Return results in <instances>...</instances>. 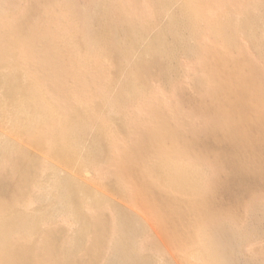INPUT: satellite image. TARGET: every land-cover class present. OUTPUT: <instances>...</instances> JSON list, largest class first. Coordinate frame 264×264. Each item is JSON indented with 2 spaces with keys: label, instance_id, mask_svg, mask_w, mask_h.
Returning <instances> with one entry per match:
<instances>
[{
  "label": "bare ground",
  "instance_id": "bare-ground-1",
  "mask_svg": "<svg viewBox=\"0 0 264 264\" xmlns=\"http://www.w3.org/2000/svg\"><path fill=\"white\" fill-rule=\"evenodd\" d=\"M20 1L23 0H0V119L7 120L10 130L17 137L26 138L28 142L35 145L37 148L43 149V152L45 150L49 158L54 159L63 166H70L80 155L84 130L90 125V117L94 115L97 106L89 104L86 110H79V108L78 110L75 109V111L72 110L73 112L71 111L70 113L66 111L68 110L66 108L65 111L64 109L62 110L61 106L55 102V96H53L54 98L52 96L48 97L47 93L49 90L47 92V87L52 88L54 84L53 81L60 78L57 74L58 69L57 71H52L50 76L47 77L46 73L42 75L38 66L36 67V63H33V47L37 39H35V33L32 32L33 30L30 27L32 26V9L21 8L19 6L21 4ZM78 1L79 0H63L60 4L57 2V5H60L59 7L62 8V12L68 19L67 22L72 23L70 24L73 25L72 28L73 30L75 29V31L76 28L74 27H77L75 18H81V15L85 16L87 12V8L81 5H78L80 8L77 6ZM116 1L117 0H101L93 13L91 12L93 10L90 11L92 8L90 7L89 13L91 12L93 15L92 17L90 15V17L93 18V21L90 19V23L93 22L95 24L93 29V26L91 27V24L87 23L90 24V26L87 25L88 29L90 30L91 27L92 30H90L91 36L89 37L91 41H86L85 37L81 38L85 41L84 43L82 42L83 44L81 47L87 45L88 48L86 49H88L91 54L101 50L102 53L104 52L105 55L109 57L113 67H118L124 63L126 64L130 55L133 54L132 52L142 45L143 35L145 32H148V30H146L148 29L147 27L151 26L148 24L150 26L146 27L145 25H147V23L142 24L144 21L139 18L141 14H139L140 16L137 15L138 17H132L133 21H126L124 19L125 7L127 6L124 5V3L126 4V1L118 0V3ZM173 1L175 0H154L152 3L155 9L157 8L156 10L161 12L162 8L167 9ZM209 1L210 0H181L177 11L170 14L168 21L164 27L161 28L162 30H159L154 38L141 49V53L139 52L141 55H137V58L133 62L128 61V64L129 62L131 63L129 65V72L127 71L128 73L117 95H114L115 98L113 102L110 101L112 102L111 106L108 105L106 115L98 116L96 119L95 134H93L92 144L84 159L91 160L92 162L100 161L109 152L111 153L110 145L112 143L108 140L110 139L108 136V122L110 123L108 115L113 117H121V115H123V111L118 110V107L120 109L118 104L121 103L122 98H139L142 91L149 89L147 88L149 86L148 83L156 69L161 70L160 74L162 73L163 78L165 75H167L168 78V76L172 74L171 72H174V69H176H172V67L177 63H174L175 65L172 67L171 64L177 59L178 52H196V46L191 44L188 46V35H192L194 38V36L196 37L206 32L202 31L205 29L211 34L215 41L223 40L231 47L230 49H232L238 47L237 38L243 33L242 31H245L244 33L247 34L248 37L254 39V41L256 40V47L262 48L261 42L259 43L256 39L258 35L257 31H260L259 27L262 28V33H264V25L261 24L262 17L259 14L261 12L260 8L262 7V5H260V0L256 1L255 6L253 5V10H257L258 14L253 13L250 9H241V12H238L240 16L238 19L237 17H232L233 15H231L230 12H226L222 14V17H219V19L215 17L217 20L209 18V16H207L208 18L206 19L205 14L207 13L204 11V8L208 6L207 3ZM7 6L14 7V10L12 9L9 14L6 12L7 10H5ZM236 13H234V16H238ZM86 18L89 19V14ZM199 22L203 24L201 28L204 29L198 28ZM117 23L118 25L120 24V26L124 23H129L124 29L122 28L123 30H121L120 36L116 33L115 25ZM52 33L55 39L61 37L56 31ZM206 36L208 37V35ZM61 39H63V36ZM65 41L66 40H64V42ZM77 44L78 43H75L74 45L75 49H77V47L79 48ZM98 44H100V46H97ZM49 50L47 49L46 52L43 50L44 52H40L41 55L37 52L44 66H46L45 61L47 62L49 58H52L51 61H53L56 56L50 54L51 57H48L47 52ZM76 52H78V50ZM209 52L211 51L209 50ZM139 53L137 52V54ZM134 54H136V52ZM215 59L214 65H216L215 63H221L222 59L219 55H216ZM176 61H178V59ZM53 64L54 62H52V67H55ZM167 66H169V69ZM47 67L49 66L47 65ZM175 67H177V65ZM166 68L167 70L165 71ZM219 74H221V71L215 74V76L218 77L217 75ZM42 82H50L53 84L50 86L47 84L43 87L44 85ZM250 83L251 82L248 81L243 82V88H249ZM205 87H207L208 95L215 92L221 93L222 89H224L222 85H219V88L212 92L208 85L205 84ZM53 89H57L56 86L52 88V91ZM58 91H56L57 94L59 93ZM201 91L204 93V90ZM92 94L94 93L92 92ZM258 96L256 108L257 112L260 111L259 113H262L261 111H264V97L260 93H258ZM210 97L211 96L208 98L210 99ZM218 97L219 96L215 98L212 97V100L214 101V99H218ZM237 104L239 110L242 112L249 110L247 103L241 101V103L238 102ZM236 105L229 106L230 108H237L235 107ZM260 108L262 110H260ZM151 110H149V112H151ZM233 110L234 109H232V111ZM156 113L157 109L152 110L150 116L152 123L150 122V127H148L146 131L147 134L144 132L146 134L145 139L142 135L144 141L131 144L130 148H128L122 156L120 155L119 161L124 165L123 168L126 170V174L131 176L130 174L135 164H143V162L146 164L151 154L145 153L144 149H146L147 146L154 147V159L151 157L152 160L150 164L148 163L149 167L146 168L148 173L139 174L140 177L136 176L131 179L140 188L139 190L142 191V193H146V191L152 193L156 208L162 210L163 213L167 215L172 224L171 226H173V229L170 227V230H179V233H181L183 229L186 235L183 240L187 242L194 241L193 243L196 245V248H193L191 253H189V257H192L198 264H264L263 259H260V261L246 259V256H244L245 258L241 257V250L246 247V244H249L248 242L250 240L252 241L254 236L258 234L264 235V202L259 204L260 201H257L252 204L249 209L247 208L248 205L244 210L246 211L248 209L247 216H249V218L247 217L243 226H239L234 220L235 213L224 212L223 207L215 200V195L220 193V195L226 196L228 199H231V201H235V195L244 189V185L242 184L244 179H248L254 183L259 181L264 187V164L260 163L256 165L253 163V165H251L250 161L246 158H239L234 160V162L229 161L227 163L226 161L217 159L216 165L217 163H221L223 167L229 168L230 170H239V174L236 170L231 171L224 176L223 180L218 182L219 180H215L217 176L214 178L211 174L213 169L210 167V162L208 163L209 167L207 163L206 165H200L198 161L199 165L194 162L192 163L185 158V153L177 148V145L171 144L170 146H166V144H164L160 138V130L164 132V135L166 134L165 136L163 135L164 137L169 135L172 139L180 138L178 140H182L184 136L173 129L174 127L172 124L166 121V119H163L162 116L157 117L158 114ZM159 113L161 112L159 111ZM221 113L222 114L216 112L215 114H220L223 119L224 117L226 118L227 113L226 115L224 112ZM217 122L218 123H214L213 126L210 127L212 128L211 130L209 129L208 138L211 140V143L216 144V146L212 147L215 150L221 151V153H235L238 151L239 154L242 155L239 150L238 140H241V142L245 144L251 143L252 140L246 134L243 135L240 132L241 129L247 126V128L251 129V127H254L256 124L257 126L264 125V117L258 116L257 120L254 121L255 124H251L252 122L247 119L241 121L243 124L238 122L235 126L226 121H221V123H219V121ZM258 135L264 140V130ZM15 141H18V139ZM23 142L25 141L23 140ZM258 143V140L254 141L256 145L254 146V156L260 162H264V159L260 156L261 153L259 154L261 146H259ZM217 144L225 146L223 148V146ZM18 150V147L14 146V144L5 142L0 151V160H5L12 153L19 154V159H16L19 160V166L13 171L16 178L15 195L13 197L11 196L12 198L8 201L0 198V264H96V262H98L97 259L102 258L101 255L104 248L108 251V255L103 261V264H160L148 256L140 255V250H143V244H140V240L143 238L146 241V238H144L146 230L138 218L118 210L115 222H113L115 224L113 228L110 226L109 229L108 223L101 217V214L98 216L101 211H104L102 206L105 207L100 193L96 190L88 189L76 179L70 178L71 176L60 175V172L58 173L57 170L59 168L48 169L49 173L46 175V182L39 187L38 194L36 193L37 195L34 197L38 202L45 204V209L43 208L42 211L39 210L38 212L28 213L10 212L15 203L18 202L17 200L25 194L26 181L28 180L31 170L36 166L35 158L32 159L28 156L29 154L20 153ZM186 157H188V155ZM255 157L253 158V162L255 161ZM85 165L86 163L84 166ZM213 165L217 168L215 164ZM216 170L219 172V167ZM214 174H216V172ZM0 184L6 187V184L1 181ZM30 185L33 186L32 184ZM37 189L38 188H36V190ZM119 191L123 192L122 194L126 193L125 190ZM239 202L240 201H237L238 209L241 208ZM85 204L92 209H96L95 212H98L95 215L92 213V216L85 215L82 212V208L84 209ZM64 216H69V218L72 219V223L76 224L75 232L68 241L60 243L59 245L57 239L53 238L51 230L44 232L45 234L44 237H42L41 243L32 240L33 234L41 229V225L56 223ZM159 216L158 222H161ZM61 219L63 220V218ZM110 230H113L112 233ZM254 238L256 239V237ZM176 241H179V238H177Z\"/></svg>",
  "mask_w": 264,
  "mask_h": 264
},
{
  "label": "rangeland",
  "instance_id": "rangeland-1",
  "mask_svg": "<svg viewBox=\"0 0 264 264\" xmlns=\"http://www.w3.org/2000/svg\"><path fill=\"white\" fill-rule=\"evenodd\" d=\"M36 1L37 0H23L20 1L21 4L19 6L24 9H32V16H34H31L32 26H30L33 30L32 32L35 33V39H37V42L33 47V63H36V67L38 66L42 75H45L46 73L47 77L50 76V73H52V71H57L58 69L57 74L61 78L60 79L57 77L58 79H55L53 81L54 84L50 82H42V84L44 85L43 87H45L47 84H49V86L53 84L52 86H56L57 88L53 89L52 91L53 87H47V92L48 90L50 92L47 93L48 97L55 96V102L61 106L62 110L64 109L65 111L66 109H68L66 111L70 113L72 110L75 111V109L78 110L79 108V110H86L88 109L87 106L89 104L96 105L97 107L94 111V115L90 117V125H88V127L86 126L87 128L84 130V138L82 139V148L80 151V155L77 157L78 159L76 158V161H74V163L70 166L61 165L54 159L49 158L45 150L43 152V149L37 148L35 145L28 142V140L24 137H17L10 130V126L7 120L0 119V149L2 150L5 142H9L18 147V151L20 153H25L27 155L29 154V157H31L32 159L35 158L36 160V166L33 170H31L28 176V180L26 181V190L25 194L22 196L23 198L20 197L17 200L18 202L15 203L10 212L13 211L19 213H28L38 212L39 210L42 211L43 208L45 209V204L38 202L34 197H36V195L38 194L37 192L40 189L39 187L44 184V182H46V175L49 173V170L51 168H59L57 170L58 173L60 172V175H67L68 177L71 176L70 178L76 179L79 183H81L88 189L96 190L100 193L105 207L102 206L104 211H101L98 216H100L101 214V217H103L105 222L108 223L109 229L110 226H112L113 228V225L115 224L113 222H115L116 213L118 212V210L124 211L131 216H135L142 222L146 230V235H143L144 238H146V241L145 239L140 238V244H143H141L143 250H140V255L148 256L151 259H154L155 262L157 261L160 264H198L196 263L197 261H195L192 257H189V253H191L193 248H196V245H194L193 243L194 241H189L191 242L189 243L186 240H183L185 239L184 236H186L183 229L181 230V233H179V230H170V227L173 229V226H171L172 224L169 221L167 215H165L162 210H158V208H156L152 193L149 191H146V193H142V191L139 190L140 188L132 180V177H140L142 173H148V171H146V168L149 167L150 161L154 157L155 148L152 146H147V148L144 149L145 153L151 154V156H149L148 158L149 161H147L146 164L145 162H143V164L139 162V164H135V167L131 171V176H128L126 174V170L123 168L124 165L121 164L119 158L120 155L122 156V154L128 148H130L131 144H136V142L138 143L144 141L143 138L145 139L146 137V131L152 123V120L150 118L151 112L152 110L157 109L156 114H161L160 116L157 115V117L162 116L163 119H166V121H169L172 124V126L174 127L173 129L178 131L180 135L183 134L184 136L182 140H178L180 138L172 139L169 135L164 137L166 134L164 135V132L160 130V138L164 142V144H166V146H170L171 144L175 146L177 145V148L185 153V158L192 163L194 162L198 164V162H200V165H206L207 163L208 166V163L210 162V167L213 169L211 174L214 178L217 176L215 179L216 181L219 180L218 182H220L221 180H223L224 176H226L231 171L236 170L239 174V170H230L229 168L223 167L221 163H217V166V159L226 161L227 163L229 161L234 162V160L239 158H246L250 161L251 165H253V163L256 165H259L260 163L264 164V162H260L254 156V146H256L254 144V141L258 140V145L261 146V151L259 152V154L261 153L260 156L264 159V140L261 139L258 135L264 130V125L257 126L256 124L254 127H251V129L247 128L248 126L241 129L240 132L243 135L246 134L252 140V142L248 144L242 143L241 140H238L240 148L239 150L242 155L239 154L238 151H236L235 153H221V151L215 150L212 147L216 146V144L211 143V140L208 138L209 132L212 129L210 127L213 126L214 123H218L217 121H219V123H221V121H226L227 123L235 126L236 124H238V122L243 124V122L241 121L244 119L250 120V122H252L251 124H255L254 121L257 120L258 116L264 117V111H261L262 113H259L260 111L257 112L256 108L257 98L259 97L258 93L262 94V96L264 97V44H262L264 43V33H262V28L259 27L260 31H257L258 35L256 38L259 43L261 42L262 48H257L255 44L256 40L254 41V39L248 37L247 34L244 33L245 31H242L243 33H241L238 36L239 38H237L238 47L230 49L231 47L227 45L225 41H215V39L211 36V34H209L207 30L201 28L203 24L199 22L200 24L198 28L204 29L202 31H206L204 33L202 32L205 36L203 34H200L196 37L194 36L193 38L192 35H188L187 40V42L189 41L188 46L190 44L196 46V52L198 53H185L183 51L178 52L176 57L178 61H176L177 59L175 58L176 60H174V62H172L171 64L172 67L177 63V67H175L176 65L172 67V69H176H174L175 71L173 70L174 72H171L172 74H170L168 78L167 75H165L163 78L162 73L160 74L161 70L156 69V71L152 75L151 80L148 83L149 86L147 88L149 89L142 91V94L139 96V98H122L121 103L118 104V106H120V109L118 107V110L123 111L124 117L123 115H121V117H113L108 115L110 120V123L108 122V136L110 139L108 140L112 143L110 145L111 153L109 152L110 154L108 153L107 155H105V159L103 157L100 161L92 162L91 160L89 161L84 158H86V154L90 148V145L92 144V138L94 137L93 134H95L96 129V119L98 118V116L106 115L108 105L111 106V103L115 98L114 95H117L122 82L129 72V65L131 63L129 62L128 64V61L133 62L137 58V55H141V49L144 48V46L154 38L159 30H162L161 28H163L168 21L170 14L177 11L181 0L173 1L169 6L170 8L167 7V9L165 8L166 10L162 8L161 12H158L156 10L157 8L155 9L152 3L154 2V0H125L126 4L124 3V5L127 6L125 7L126 11L124 14V19L126 21H131L133 19L132 17H138L140 16L139 14H141L139 18L143 19V21L145 22H142V24L147 23V25H145L146 27L150 25L151 26L147 27L148 29L146 30H148V32L144 33L145 36L143 35L142 45L139 47L140 49L137 48L134 52H132L133 54L136 52V54L130 55V58L126 61V64H121L118 67H113L109 57L105 55L104 52L102 53L101 50H99L100 52L98 51L91 54L90 51L86 49L88 48L87 45H83V47H81L85 42L81 38L85 37L86 41H91V38H89L92 31L91 27L93 26L94 29L95 24L93 22L90 23V21H93V18H91L93 16L92 13L95 11L96 7H98V4L101 2V0L78 1L77 6L81 5L84 8H87V12L85 16L81 15V18H75V24L78 27H74L76 28V31L75 29L73 30V25H71L72 23L70 21L69 22L71 24L67 22L68 19L62 12V8L59 7L60 5H57V2H59L60 4L63 0H48V2L47 0H39L37 1L38 3ZM256 1L257 0H210L207 3L208 6L204 8V11L207 13L205 14L206 19L208 18L207 16L212 19H216L215 17L219 19V17H222L221 15L226 12H230V14L233 15L232 17H237L238 19V17H240L238 12H241V9H250L253 13L258 14L257 10H253ZM260 5H262V7L260 8L261 12L259 14L262 17L261 24L264 25V0H260ZM78 7L80 8V6ZM90 7H92L93 9H90ZM13 8V6H7L5 10H7L6 12L9 14ZM89 9L90 11L93 10L91 11L92 13L90 12L91 14L89 13ZM234 13H236V15L238 14V16H234ZM88 14L89 19L86 18L88 17ZM87 23L91 24V31L87 27V25L90 26V24ZM124 24L120 26V24L118 25L117 23V26L115 25L116 33L118 34V36L121 35V30H123L124 27H126L129 23ZM55 31L56 33L58 32L57 34H59V36H63V39L66 41L64 42L61 37L59 38L60 40L55 39L52 33ZM206 35H208V37ZM194 41L197 43H195ZM74 42L78 43L77 45H79L80 49L78 47L77 49L74 48ZM97 46H100V44H98ZM73 48L76 51L78 50V52H76ZM47 49H50L48 51L49 53L47 52L48 57H51L50 54L56 56L54 57L53 61H51L52 58L48 59L47 57L48 60L46 59V66H44V64H42V60L39 58V54L40 52H46ZM209 50L211 52H209ZM37 52L39 54H37ZM137 52L140 53L137 54ZM98 53H102L103 55ZM216 55H219L222 60L220 64L215 63L216 65H214V61H216ZM52 62H54L53 66L55 65V67H52ZM47 65L49 67H47ZM167 67L169 69V66ZM166 70L167 68L165 69V71ZM220 71L221 74L217 75L218 77H216L215 74ZM246 81L251 83L249 88L244 89L243 82ZM205 84L209 86L212 92L214 90H217L219 88V85H222V88L224 87V89H222L221 93H213L217 95H213L211 93L210 95H208L209 93L207 92V87H205ZM216 84L218 85V87ZM58 90H60L61 92ZM201 90H204V93ZM56 91H58L59 93L57 94ZM91 91L94 94H92ZM209 96H211L210 99L208 98ZM216 96H219L218 99H214L213 101L212 97L215 98ZM241 101L248 104V111L242 112L241 110H239L237 103H241ZM229 105H236L235 107L237 108H230ZM158 109L161 113H159ZM232 109L234 110L232 111ZM149 110H151V112H149ZM260 110L262 109L260 108ZM216 112L220 114H222L221 112H224L225 115L227 113V116L223 119L220 114H215ZM142 135L144 136L143 138ZM17 139L18 141H15ZM23 140L25 142H23ZM217 145L223 146V148L225 146L222 144ZM229 153L232 155H230ZM17 154L18 153H12L5 160H0V181L6 184V187H3V185L0 184V198L5 201L10 200L15 195L16 178L13 174V171L16 167L19 166V160H16L19 159V154L18 156ZM187 155L188 157H186ZM116 157L118 158V160ZM254 157L255 161L253 162ZM85 163L86 165L84 166ZM212 163L215 164L217 168H215ZM218 167L220 169L219 172L218 170H216L218 169ZM213 172H216V174H214ZM258 182L259 181L255 182V184L248 179H244L242 181L244 189L237 195H235V201H231V199H228L226 196L220 195V193H216L217 195H215V200L219 202V204L223 207L224 212L226 211L235 213L234 220L239 226H243V224L247 220V217L249 218V216H247V210L252 204L256 203L257 201H260L259 204L261 202H264V187L261 182H259L260 184ZM99 183L101 184V186ZM30 184H32L33 186H31ZM36 188L38 189L36 190ZM118 189L122 191L125 190L126 193L122 194L123 192H120ZM237 201H240L239 204H241V208L239 209L237 206ZM84 206L85 207L84 209L82 208V212L87 216H92V213L93 215H95L98 212H95L96 209L90 208V206H88L87 204H85ZM246 207L248 209L245 211L244 209H246ZM158 216L160 217L159 219L161 220V222H158ZM61 218H63V220ZM61 218L59 219L60 221L58 220L56 223H48L45 225L43 224V226L41 225V229L33 234L32 240L41 243L42 237H44L45 234L44 232L51 230L53 238L57 239V243H59V245L60 243L68 241L75 232L76 224L72 223V219L69 218V216H64ZM254 237H256V239ZM254 237L252 238V241L250 240L248 242L249 244H246V247L241 250V257L245 258L244 256H246V259L264 260V235L258 234ZM177 238H179V241H176ZM107 255L108 251L104 248L101 255L102 258H100L101 260L97 259L98 262H96V264H103V261L105 260Z\"/></svg>",
  "mask_w": 264,
  "mask_h": 264
}]
</instances>
